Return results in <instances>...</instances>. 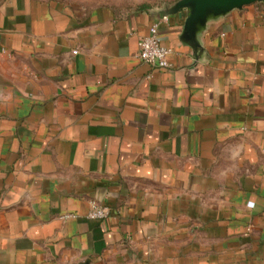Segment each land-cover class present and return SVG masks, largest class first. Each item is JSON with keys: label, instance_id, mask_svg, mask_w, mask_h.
Masks as SVG:
<instances>
[{"label": "crops", "instance_id": "obj_1", "mask_svg": "<svg viewBox=\"0 0 264 264\" xmlns=\"http://www.w3.org/2000/svg\"><path fill=\"white\" fill-rule=\"evenodd\" d=\"M166 12L0 0V264H264V2Z\"/></svg>", "mask_w": 264, "mask_h": 264}, {"label": "water", "instance_id": "obj_2", "mask_svg": "<svg viewBox=\"0 0 264 264\" xmlns=\"http://www.w3.org/2000/svg\"><path fill=\"white\" fill-rule=\"evenodd\" d=\"M261 2L264 0H180L167 9L166 15H179L183 18V14H186L183 40L198 49V33L205 28L209 20Z\"/></svg>", "mask_w": 264, "mask_h": 264}, {"label": "built area", "instance_id": "obj_3", "mask_svg": "<svg viewBox=\"0 0 264 264\" xmlns=\"http://www.w3.org/2000/svg\"><path fill=\"white\" fill-rule=\"evenodd\" d=\"M168 16L163 22H168ZM160 22L153 24L149 35L141 38L139 42V58L142 62L157 69L166 70L170 68L169 56L172 50L165 46L159 35ZM109 210L96 202H91V209L87 218L94 221L105 220L109 217Z\"/></svg>", "mask_w": 264, "mask_h": 264}, {"label": "rangeland", "instance_id": "obj_4", "mask_svg": "<svg viewBox=\"0 0 264 264\" xmlns=\"http://www.w3.org/2000/svg\"><path fill=\"white\" fill-rule=\"evenodd\" d=\"M71 4H82L87 7H109L118 12L128 13L144 6L169 9L180 0H62Z\"/></svg>", "mask_w": 264, "mask_h": 264}, {"label": "trees", "instance_id": "obj_5", "mask_svg": "<svg viewBox=\"0 0 264 264\" xmlns=\"http://www.w3.org/2000/svg\"><path fill=\"white\" fill-rule=\"evenodd\" d=\"M150 8H154V6L153 7H151V6H144V7H141L140 9H150Z\"/></svg>", "mask_w": 264, "mask_h": 264}]
</instances>
